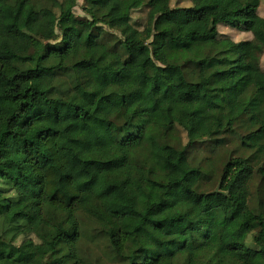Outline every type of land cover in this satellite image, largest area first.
Masks as SVG:
<instances>
[{
  "label": "trees",
  "instance_id": "1",
  "mask_svg": "<svg viewBox=\"0 0 264 264\" xmlns=\"http://www.w3.org/2000/svg\"><path fill=\"white\" fill-rule=\"evenodd\" d=\"M226 1L83 0L80 17L79 0H0V264H101L86 240L118 264H264V17L261 0L229 16ZM7 8L28 13L7 23ZM163 100L189 106L187 123ZM205 143L222 166L197 165L193 185L155 154L188 161ZM67 153L112 167L75 178L68 201L47 182Z\"/></svg>",
  "mask_w": 264,
  "mask_h": 264
},
{
  "label": "rangeland",
  "instance_id": "2",
  "mask_svg": "<svg viewBox=\"0 0 264 264\" xmlns=\"http://www.w3.org/2000/svg\"><path fill=\"white\" fill-rule=\"evenodd\" d=\"M83 0H79V6L76 9L77 16L84 17V12L82 10ZM115 5V3H113ZM172 7L173 8H188L191 6L190 0H172ZM237 4L232 0H227L225 3L221 5V11L226 16H229L232 14V12L235 10ZM26 10H19L17 8H7L5 10V21L9 23L11 21V17L15 15H21L26 16L27 15ZM259 15L264 17V0H261V6L259 9ZM175 19L181 23L183 26H188L191 24V18L185 15H177ZM147 21V10L140 9L134 12L133 14V24L137 28H143ZM110 35L108 36L107 40L112 45L114 44L118 39L121 38L119 32H114L112 30H108ZM219 33L222 37L230 38L235 42L245 41L252 39V35L248 33H241L236 30H232L226 26H220L219 27ZM9 41V42H8ZM10 52V39L8 36L3 35L0 33V53L8 54ZM148 55L147 51L142 52V56L140 57L139 63H141L145 57ZM262 67L264 68V56L262 57ZM176 106H182V107H176L172 103H170L168 100H163L162 105L165 109L169 110L170 115L172 118L178 122H181L183 124L187 123V114L190 111L189 106L186 104H179L173 102ZM234 114L238 115L242 111V107L237 106L235 104L232 105ZM183 141H186L185 134L182 133ZM239 147V138L232 137L231 142H229L226 149L228 152L233 153L236 149ZM213 148L209 146V143L205 144H198L195 146V149L192 150L189 154V160L185 161L183 158H181L178 154L173 153L172 151L166 150V151H156L155 154L164 159L166 162H168L173 171V177H178L181 179H184L185 182L189 185H193L196 182V175L193 172L197 165H201L203 168H208L207 162H218L219 165L223 161H218L217 157H221V152L212 151ZM238 150L236 151V153ZM20 158H18L19 160ZM61 159L63 161V168L54 174H52L48 179V190L51 195H58L63 197L66 201H68L70 198H72L75 194L74 189L72 187V182L75 178H83L87 179L91 175L99 174L104 171H109L112 169L109 165H100V164H84L79 161H77L74 157H72L71 154H63L61 156ZM209 160V161H208ZM222 166V165H221ZM219 171H221V168H219ZM219 176H215L210 178L206 183L205 186H203L204 190H217L218 188V178ZM84 249H86L93 258L99 259V261H102L101 264H118L110 255L108 254V250L105 248V245L103 242L98 241H91L86 240L84 242Z\"/></svg>",
  "mask_w": 264,
  "mask_h": 264
}]
</instances>
